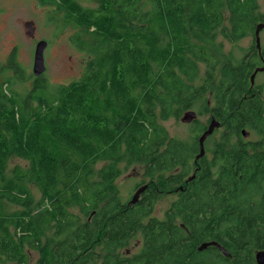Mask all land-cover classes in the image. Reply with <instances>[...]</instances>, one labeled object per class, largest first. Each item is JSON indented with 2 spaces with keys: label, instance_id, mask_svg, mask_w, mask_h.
<instances>
[{
  "label": "trees",
  "instance_id": "16d2710c",
  "mask_svg": "<svg viewBox=\"0 0 264 264\" xmlns=\"http://www.w3.org/2000/svg\"><path fill=\"white\" fill-rule=\"evenodd\" d=\"M39 1L62 12L61 32L71 25L85 60L78 80L54 89L44 73L30 89L22 81L24 96L10 78L0 83V264H30L32 253L35 264H228L214 247L197 250L217 237L264 249V122L261 102L243 99L251 61L228 58L212 89L193 85L201 64L206 79L220 64L217 34L229 43L255 35L256 0ZM209 90L225 131L215 169L191 174L195 141L160 123L201 100L204 110ZM244 129L254 139L229 145ZM12 158L26 166L9 171ZM133 164L146 189L127 203L116 183ZM164 173L175 198L159 220ZM137 234L138 253H122Z\"/></svg>",
  "mask_w": 264,
  "mask_h": 264
},
{
  "label": "rangeland",
  "instance_id": "374dc122",
  "mask_svg": "<svg viewBox=\"0 0 264 264\" xmlns=\"http://www.w3.org/2000/svg\"><path fill=\"white\" fill-rule=\"evenodd\" d=\"M82 6L86 5V0H76ZM258 11L260 14L264 15V0H256ZM25 11L26 17L34 16L36 19V29H35V37L34 39L43 40L47 43V49L44 51L45 56V72H44V81L46 82V86L49 89H54L60 85H68L69 83L78 80L82 74V66L81 64L85 60L80 53H78L74 47L72 46L71 41L69 40L70 31L69 25L68 27L64 28L61 32V28L59 25L63 26L64 21L62 20V12H59L55 6L53 5H40L38 8V1L37 0H25ZM59 12V13H58ZM264 19V16L262 17ZM13 23L10 22L8 24V30H1L0 28V44L3 46L6 44L7 46L10 45L8 39L11 38L15 33L21 32V37H25L23 35V28H14ZM63 28V27H62ZM37 30V31H36ZM264 38V33L262 35ZM26 39L27 36L25 37ZM26 39H21L22 46L19 51V66L22 68L21 72L18 74H11L8 70H4L0 72V83H3L5 79L10 78V82L12 86L10 89L19 93L21 96L27 95V90L31 88L30 83L26 81L28 73L31 72V67H33L34 61V54H35V44L28 42ZM217 46L221 43L222 46L219 50L220 55V64L217 67L215 73L209 75L206 79V68L203 64L199 66V80L194 82L193 85L195 88L199 86H203L206 82L208 86L211 87L212 84L216 83L219 76V70L223 63H225L228 58H231L236 62L243 58V52L246 50L247 47L250 46L251 41L249 38H245L239 40L234 43L226 42L221 38L219 34H217ZM211 76V77H210ZM32 77V75H31ZM12 78V79H11ZM25 83L26 86L22 83ZM213 86L210 88L212 89ZM27 89V90H26ZM254 91H249L247 93H253ZM210 99V105L214 106L213 98L210 94V90L205 95V100ZM201 100V99H200ZM204 100V101H205ZM202 101V100H201ZM201 101L193 104L192 111L198 113H204L207 107L202 110ZM206 102V101H205ZM185 110L180 111V116L178 118H170L165 122L160 123L167 131L168 135L171 137L185 142H192L195 138L198 129L200 126H206L208 124V115L203 114L197 117V122L191 126L183 124L180 122V117L186 112ZM210 115V112H208ZM225 131L224 127H221L217 130L211 137L213 141H219L221 134ZM232 138V137H231ZM254 137L251 134V137L247 140H253ZM25 167L26 163L20 161L19 159L12 158L8 163V170L11 171L15 166ZM100 167V166H99ZM143 173V166L142 165H131L129 170L126 171L117 181L116 185L119 191V195L122 201H126V196H128L131 192H133L134 187L139 182L146 184V180L142 177ZM136 178H135V177ZM142 178V179H141ZM141 184V183H140ZM31 194L36 202H38L41 198L40 193L38 190L33 186L28 184ZM175 198L174 195H167L165 196V200L159 199L154 206V211L152 216L163 220L165 218L166 210L169 208L170 203ZM141 247V236L136 235L129 243L128 247L122 251V253H128L130 255H134L138 253ZM38 256L35 253L30 255L29 262L30 264H35Z\"/></svg>",
  "mask_w": 264,
  "mask_h": 264
},
{
  "label": "flooded vegetation",
  "instance_id": "af4514ba",
  "mask_svg": "<svg viewBox=\"0 0 264 264\" xmlns=\"http://www.w3.org/2000/svg\"><path fill=\"white\" fill-rule=\"evenodd\" d=\"M38 1V8H40V1ZM12 22L15 29L16 28H23V35H25V24L26 23H32V28H34V35L33 37H28L26 39L25 37H21L20 33H15L14 35L8 39L10 45L7 46L6 44L3 46V44H0V72H3L4 70H9L11 74H18V72H21L22 68L19 66V51L21 49L22 43L21 39H26L28 42L32 43L33 45L37 44L39 39L35 40V29H36V19L34 16H28L26 17V11H25V0H0V28L1 30H8V24ZM259 23H264V21H261ZM257 23V24H259ZM60 26V25H59ZM62 26H60L61 28ZM37 31V30H36ZM70 35L72 34V30L69 27ZM264 33V28L260 30L259 32V42L260 47L257 48L256 42H255V35L251 37H247L250 39L251 44L249 47L246 48V50L243 52V58L246 61H251L249 66L251 67V75L256 71V74L254 76L253 83L249 85V88L247 89V92L254 91L253 93H247L244 95V103L250 104L254 99H257L261 102L259 117L264 122V38L262 37ZM1 41V40H0ZM72 43V42H71ZM46 50V49H45ZM45 61V59H44ZM33 65V64H32ZM32 71V67H31ZM32 73H28L26 81L28 83H32L34 81V78L31 77ZM250 75V77H251ZM198 101V100H197ZM210 99L207 101V107L208 109L214 108V106L210 105ZM196 102V101H195ZM214 102V100H213ZM215 103V102H214ZM185 111H192V107L186 109ZM184 111V112H185ZM195 112V111H194ZM210 110H206L204 113H196V118L192 120L190 123L186 125H193L197 122V117L200 115L206 114L208 115V124L211 118L214 116L210 112ZM200 126V131L197 132L195 138L193 141L196 143V151L193 154V160L192 163L194 164V170L191 171V174H194L196 170L201 171L202 165L206 168L208 165L213 166L211 170H214L216 167V154H217V141L211 140L212 135L219 130L221 127L214 129L213 133L209 135L204 143H203V149L204 154L202 157L196 159V156L199 154V142L198 138L201 136V134L206 130L207 126ZM245 130V129H244ZM247 133L246 136L241 135L240 136H234V138L228 137V144L233 146L235 142H241L242 144H246L248 142H251V140H247L251 137V133ZM240 139L242 141H240ZM180 141V140H178ZM192 141V142H193ZM183 143H188L185 141H180ZM192 142L188 144H192ZM178 171V169H175L174 172ZM135 177V176H134ZM192 177V176H191ZM136 178V177H135ZM142 179V178H141ZM190 179V176H187L183 179V181ZM138 184L135 185L133 192H131L128 196H126V201L129 203L132 200V197L134 194L138 191L139 188L144 186L145 184ZM179 190H182V186L178 187ZM176 191V190H175ZM143 196V193L140 192L137 198V201L141 199ZM163 199L165 200V173H164V196ZM136 201V202H137ZM253 202V201H251ZM257 203H264V200H257ZM232 218V216H231ZM250 218V217H247ZM212 243H216L218 246L211 245L208 247H214L216 252L220 255H222L223 258L228 259V264H257L256 262V254L264 251L263 248H261V243L258 241H248L246 243H238L235 238L226 237L225 239L217 237L216 240ZM207 247V248H208ZM219 247L223 248L226 251V255L223 254V252L219 249Z\"/></svg>",
  "mask_w": 264,
  "mask_h": 264
},
{
  "label": "water",
  "instance_id": "95a60500",
  "mask_svg": "<svg viewBox=\"0 0 264 264\" xmlns=\"http://www.w3.org/2000/svg\"><path fill=\"white\" fill-rule=\"evenodd\" d=\"M24 28H25V35L28 37H33L34 28H32V23H30V22L26 23ZM263 28H264V23H259V24H257L256 29H255V42H256L257 48L260 47L259 32ZM46 46H47V43L45 41H40L35 46V54H34V61H33V67H32V74L34 76H39V75L43 74L45 71L43 53H44ZM255 74H256V71L251 75V78H250L251 84L253 83ZM195 118H196V113L194 111H186L180 117V122L183 124H188L192 120H194ZM219 127H220V123L214 117L211 118L206 130L198 138L199 154L196 156V159L202 157L204 154L203 143H204L205 139L213 133L214 129H217ZM240 133L243 136H246V134H247L245 132V130H241ZM190 179H192V177ZM145 189H146L145 185L143 187L139 188L138 191L132 197L131 203H135L137 201L139 193L143 192ZM211 245L212 246L213 245L218 246L216 243H212V242L206 243L207 247L211 246ZM204 247L205 246L200 245L197 248V250L202 251L205 249ZM219 249L223 252V254H225V255L227 254L223 248L219 247ZM256 262H257V264H264V251H261V252L256 254Z\"/></svg>",
  "mask_w": 264,
  "mask_h": 264
},
{
  "label": "bare ground",
  "instance_id": "6f19581e",
  "mask_svg": "<svg viewBox=\"0 0 264 264\" xmlns=\"http://www.w3.org/2000/svg\"><path fill=\"white\" fill-rule=\"evenodd\" d=\"M10 84H11V83H10ZM14 93H15V92H14ZM202 96H203V95H202ZM17 97H18V96H17ZM23 101H24V100H23ZM205 101H206V100H205ZM205 101H204V102H205ZM26 109H27V108H26ZM35 109H36V108H35ZM29 110H30V109H29ZM26 111H27V110H26ZM203 246L206 247V244H203ZM205 247H204V248H205Z\"/></svg>",
  "mask_w": 264,
  "mask_h": 264
}]
</instances>
